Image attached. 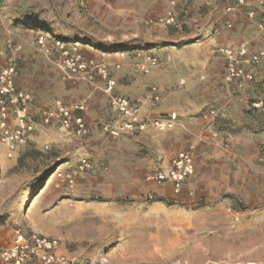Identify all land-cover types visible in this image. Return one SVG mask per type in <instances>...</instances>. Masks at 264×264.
<instances>
[{"label":"rangeland","instance_id":"374dc122","mask_svg":"<svg viewBox=\"0 0 264 264\" xmlns=\"http://www.w3.org/2000/svg\"><path fill=\"white\" fill-rule=\"evenodd\" d=\"M159 2L0 0V68L10 42L20 85L35 80L42 87L54 75L68 81L37 49V33L76 42L81 51H123L125 57L147 48L142 42L161 26L150 22ZM250 117L253 133L263 131L255 113ZM177 118L172 127L157 130H174ZM104 135L118 140H95L91 133L80 139L38 124L15 156L6 157L0 146V246L19 227L54 234L68 254L102 264L264 263V197L256 194L257 187L264 191V168L247 171L256 181L246 180L245 198L223 189L213 197L194 198L184 190L175 197L145 179L154 151L136 139L138 133ZM82 159L91 167L72 186L57 176Z\"/></svg>","mask_w":264,"mask_h":264},{"label":"crops","instance_id":"0c3cea01","mask_svg":"<svg viewBox=\"0 0 264 264\" xmlns=\"http://www.w3.org/2000/svg\"><path fill=\"white\" fill-rule=\"evenodd\" d=\"M158 1L160 12L156 15H161L169 9L168 0ZM249 10H255L259 15L253 0H247L245 6L231 14L225 11L221 2L191 0V10L182 28L154 27L156 32L142 42L148 45L147 48L125 57L115 52L82 48L85 55L109 64L115 79V85L111 87L113 93L141 99L142 114H177L178 124L174 130L160 132L149 125L136 139L146 145L147 151L153 148L154 155L148 153L153 165L150 170L167 167L180 148L188 143L194 145L195 172L183 189L194 198L213 197L219 195L221 189L245 198L246 180H255L253 176L247 178V171L264 168L262 152L257 147L264 135L262 113L249 107L252 100L264 98V59L255 68V81L237 89L225 84V60L216 52L219 46L244 44L250 53L264 46V31L257 27V19L247 16ZM227 19L232 23L231 27L225 25ZM147 55L156 56L160 64L149 73H143L136 63L144 62ZM45 80L42 87H38L35 80L28 84L20 81L21 86L35 95L34 111L56 98L65 103L82 102L85 104L83 115L94 135L92 139H115L98 131V126L116 118V112L108 103L105 80L97 74L92 81H62L56 75ZM151 86L158 88L160 99L157 102L143 97ZM210 108L217 112L212 123L201 117ZM253 113L258 124L263 123L259 126L263 131L258 134L253 133L256 129L252 126L254 119L250 117ZM179 123L184 126L179 128ZM162 186L171 190L167 184ZM256 189L258 197H264V191ZM41 234L58 238L50 233ZM57 251L68 254L61 244Z\"/></svg>","mask_w":264,"mask_h":264},{"label":"built area","instance_id":"2783aa9c","mask_svg":"<svg viewBox=\"0 0 264 264\" xmlns=\"http://www.w3.org/2000/svg\"><path fill=\"white\" fill-rule=\"evenodd\" d=\"M221 2L229 14L236 12L247 4V0H212ZM259 15L249 10L247 16L257 19V27L264 31V0H253ZM168 10L150 20L151 23L175 29L182 28L187 14L191 10V0H168ZM257 16V17H256ZM225 25L231 27L230 20ZM37 49L52 62L64 80L83 79L92 81L95 74L107 83L108 103L116 112L112 122L102 124V131L111 135H134L144 131L149 125L158 130L172 127L176 114L168 117L148 116L141 113L140 98L117 95L111 91L115 85L112 69L104 60H96L85 55L76 42L62 38L49 40L46 33L36 35ZM8 52L0 68V146L6 157L11 158L27 144L38 124L58 126L77 138L84 139L90 133V127L83 115L85 104L82 102L65 103L56 98L50 104L33 110L34 93L18 83L19 68L14 51L16 48L7 43ZM216 52L225 60L224 82L228 86L243 89L255 81V68L264 58V46L256 52H249L246 45L238 47L219 46ZM125 55L123 51L119 53ZM158 65V58L147 55L144 62H137L136 67L143 73ZM116 68L119 66L116 65ZM153 102L160 99L156 86H151L143 94ZM249 107L264 111V98L252 100ZM216 110L210 108L201 114L203 120L212 123ZM194 145L180 148L165 168H155L145 174V179L155 185L167 184L175 197L183 195L184 185L195 172ZM262 159L264 160V138L261 142ZM89 160L82 159L69 168L67 173L57 171L60 179L73 185L76 178L90 169ZM59 240L55 237L36 232L25 233L19 227L14 228L8 243L0 246V264H102L89 261L74 255L59 253ZM264 264V263H261Z\"/></svg>","mask_w":264,"mask_h":264}]
</instances>
